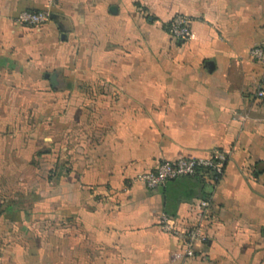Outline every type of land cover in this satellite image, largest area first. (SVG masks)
Instances as JSON below:
<instances>
[{
	"label": "crops",
	"instance_id": "1",
	"mask_svg": "<svg viewBox=\"0 0 264 264\" xmlns=\"http://www.w3.org/2000/svg\"><path fill=\"white\" fill-rule=\"evenodd\" d=\"M42 11L58 20L16 22ZM254 46L264 0H0V264H264ZM215 151L228 157L216 184L134 182ZM201 201L207 240L188 257L160 218L187 228Z\"/></svg>",
	"mask_w": 264,
	"mask_h": 264
},
{
	"label": "built area",
	"instance_id": "2",
	"mask_svg": "<svg viewBox=\"0 0 264 264\" xmlns=\"http://www.w3.org/2000/svg\"><path fill=\"white\" fill-rule=\"evenodd\" d=\"M51 20L52 13L50 11L38 13L23 12L19 15L16 22L26 27H37L45 25ZM191 24V19L188 16L183 14L175 15L169 27L172 39L179 43L187 42L191 36ZM250 56L264 70V48L262 46H254L250 50ZM258 96L263 98L264 92H259ZM227 162L226 153L220 151H215L208 159L182 158L173 163H163L154 171L137 174L134 182L141 183L147 189L154 191L182 178L210 175L212 183L216 184L222 179ZM209 206L208 201H201L197 208L196 223L187 228H182L175 220L165 214L161 215V229L180 242L188 257L194 255V250L198 244L207 240L202 228V222L206 218Z\"/></svg>",
	"mask_w": 264,
	"mask_h": 264
},
{
	"label": "water",
	"instance_id": "3",
	"mask_svg": "<svg viewBox=\"0 0 264 264\" xmlns=\"http://www.w3.org/2000/svg\"><path fill=\"white\" fill-rule=\"evenodd\" d=\"M52 20H58V17L56 16V15H52ZM46 78L47 79H50V81H51V83H52V85L54 86V87H56L57 86V84H58V75L57 74H53V75H50V74H47L46 75Z\"/></svg>",
	"mask_w": 264,
	"mask_h": 264
},
{
	"label": "trees",
	"instance_id": "4",
	"mask_svg": "<svg viewBox=\"0 0 264 264\" xmlns=\"http://www.w3.org/2000/svg\"><path fill=\"white\" fill-rule=\"evenodd\" d=\"M174 182V181H173ZM166 216H168L167 214H165ZM169 217V216H168ZM170 218V217H169Z\"/></svg>",
	"mask_w": 264,
	"mask_h": 264
}]
</instances>
